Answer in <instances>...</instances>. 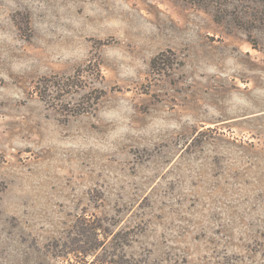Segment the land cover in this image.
Listing matches in <instances>:
<instances>
[{"label": "rangeland", "instance_id": "rangeland-1", "mask_svg": "<svg viewBox=\"0 0 264 264\" xmlns=\"http://www.w3.org/2000/svg\"><path fill=\"white\" fill-rule=\"evenodd\" d=\"M82 215L150 263L264 264V0H0V264L74 262Z\"/></svg>", "mask_w": 264, "mask_h": 264}, {"label": "trees", "instance_id": "trees-1", "mask_svg": "<svg viewBox=\"0 0 264 264\" xmlns=\"http://www.w3.org/2000/svg\"><path fill=\"white\" fill-rule=\"evenodd\" d=\"M163 54L158 55L152 59V66L164 64V66H170L173 64L171 59L161 61ZM54 86L59 89L55 98L61 99V96L70 95L73 93H80L79 90H73L78 88L79 84L76 83L74 77H62L58 81H54L50 78H43L37 82L35 91L39 93L40 98L48 105L51 100L48 98V91ZM103 92L96 96L97 102L103 97ZM85 96V95H84ZM50 100V102H49ZM96 102V103H97ZM52 103H54L52 101ZM55 105V104H50ZM104 227L102 225L101 218L95 216L94 218L82 215L79 217L69 233L67 239H56L53 241L54 251L58 255L62 256H74L73 261L70 264L82 263V264H155L150 263L144 259L136 257H129L125 251L121 248L120 251L114 249V242L107 243L106 238H103ZM117 233H114L113 240L116 239ZM80 261V262H79Z\"/></svg>", "mask_w": 264, "mask_h": 264}]
</instances>
